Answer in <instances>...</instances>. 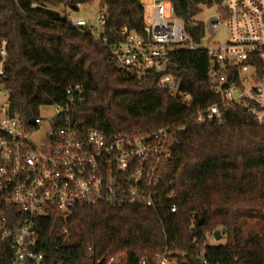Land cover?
<instances>
[{
  "label": "trees",
  "instance_id": "obj_1",
  "mask_svg": "<svg viewBox=\"0 0 264 264\" xmlns=\"http://www.w3.org/2000/svg\"><path fill=\"white\" fill-rule=\"evenodd\" d=\"M94 1L108 12V36L123 28L143 33L141 0H0V29L9 40L11 108L29 122L41 108L62 104L66 89L80 84L86 99L78 115L88 130L108 139L184 128L169 166L178 210L98 205L78 208L66 221L52 215L37 223V249L48 264H91L90 253L104 262L123 253L125 264L143 259L155 264L166 250L179 264H201L200 257L211 264H264V127L241 107L230 109L222 125L196 124L195 108L217 101L203 50L172 56L174 75L195 100L193 109L170 97L156 77L142 83L117 66L101 40L74 29L68 20L67 10ZM165 1L196 44L205 25L193 20L195 13L226 2ZM216 231L224 244H210L208 236L214 240ZM12 259L13 250L0 234V264Z\"/></svg>",
  "mask_w": 264,
  "mask_h": 264
},
{
  "label": "built area",
  "instance_id": "obj_2",
  "mask_svg": "<svg viewBox=\"0 0 264 264\" xmlns=\"http://www.w3.org/2000/svg\"><path fill=\"white\" fill-rule=\"evenodd\" d=\"M141 5L145 15L142 34L123 28L108 36L105 9L99 16L100 31L84 19L69 16L68 20L74 29L101 40L117 66L142 83L156 77L170 97L189 109L194 108L195 100L174 75L172 56L180 51L207 52L211 64L207 81L217 101L195 108L196 124L222 125L230 109L241 107L264 127V0H226L218 16L209 21L208 31L214 39L224 25L229 38L223 45L205 47L188 35L170 2L154 0ZM147 9L151 15L146 14ZM9 58V40L0 29V234L13 250L11 264H48L37 249V223L52 215L66 221L78 208L98 205L153 212L167 207L177 213L169 166L184 128L166 127L108 139L99 130H88L78 115L86 99L80 84L66 89L62 104L49 106L53 108L51 117L42 118L39 113L33 123L26 122L11 108ZM89 258L91 264L126 263L123 253L106 262L92 253ZM155 261L179 264L168 250ZM200 262L211 264L203 257ZM140 264L149 262L143 259Z\"/></svg>",
  "mask_w": 264,
  "mask_h": 264
},
{
  "label": "rangeland",
  "instance_id": "obj_3",
  "mask_svg": "<svg viewBox=\"0 0 264 264\" xmlns=\"http://www.w3.org/2000/svg\"><path fill=\"white\" fill-rule=\"evenodd\" d=\"M148 1H154V0H141L142 3H147ZM63 12V10H60ZM67 14L72 18V19H84L89 25L92 27L96 28L97 31H100V25H99V16L101 13V2L100 1H94L90 4L86 5H80L77 10H67ZM166 12L167 15L169 14V7L166 6ZM146 14L151 15V10L147 9ZM219 14V7L218 6H212V7H201L199 12H196L193 20L195 22H202L205 25V31L203 33V38L201 41V45L205 47L209 43H220L223 45L226 43V41L229 38L228 34V29L226 26L221 25L218 30H217V35L214 39L211 38V35L209 34L208 31V23L209 21L218 16ZM3 102V98L0 97V104ZM53 115V108L51 107H43L40 110V116L42 118H49ZM45 128V127H43ZM64 240L69 241L70 237L67 235H64ZM225 240L221 241H215L211 240L210 244L211 245H219V244H224ZM179 261V260H178Z\"/></svg>",
  "mask_w": 264,
  "mask_h": 264
},
{
  "label": "water",
  "instance_id": "obj_4",
  "mask_svg": "<svg viewBox=\"0 0 264 264\" xmlns=\"http://www.w3.org/2000/svg\"><path fill=\"white\" fill-rule=\"evenodd\" d=\"M76 9H78V7H73V10H76ZM30 123H33V120L30 121ZM214 239H215V241H218V242L221 241L222 236H221V233L219 231H216L214 233Z\"/></svg>",
  "mask_w": 264,
  "mask_h": 264
}]
</instances>
